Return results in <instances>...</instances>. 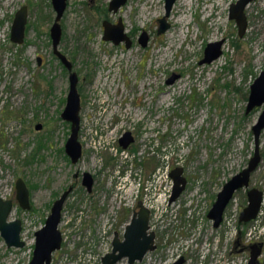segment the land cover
<instances>
[{
  "label": "rangeland",
  "instance_id": "1",
  "mask_svg": "<svg viewBox=\"0 0 264 264\" xmlns=\"http://www.w3.org/2000/svg\"><path fill=\"white\" fill-rule=\"evenodd\" d=\"M111 1L68 0L61 21L59 50L73 63L81 96L84 154L74 165L65 153L71 125L62 119L69 72L53 50L52 1L0 0V198L14 201L10 220L22 221L26 242L22 249L8 248L0 233V264H30L35 233L72 185L59 227L62 248L52 264H102L138 201L150 208L157 251L134 264H172L180 257L184 264H247L249 254L233 249V242L238 236L244 244L264 239V202L248 225L238 223L247 205L245 190L227 206L221 228H213L207 214L223 185L252 157L251 128L263 107L248 114L245 109L249 87L264 71V0L246 7L241 38L228 17L237 0H222L223 5L198 0L194 13L176 0L161 35L164 0H127L116 13L108 10ZM23 7L28 8L26 42L16 45L11 27ZM211 14L213 19L202 23ZM119 19L129 48L103 39V22L115 25ZM181 28L187 29L185 41L179 39ZM191 30L199 33L197 39L186 38ZM142 32L148 37L145 47L138 42ZM215 42H222L221 55L200 64L207 44ZM125 132L134 142L122 150L118 140ZM259 141L261 160L249 188L264 191V130ZM176 168L187 185L169 204L170 173ZM84 173L96 181L93 193L82 184ZM18 179L30 190V210L16 201ZM195 206L197 227L185 218L186 208Z\"/></svg>",
  "mask_w": 264,
  "mask_h": 264
},
{
  "label": "water",
  "instance_id": "2",
  "mask_svg": "<svg viewBox=\"0 0 264 264\" xmlns=\"http://www.w3.org/2000/svg\"><path fill=\"white\" fill-rule=\"evenodd\" d=\"M52 6L56 13V18L50 30L52 45L55 56L62 62L63 66L69 72V93L67 97L66 107L62 113V119L71 125L70 136L65 145V153L71 163L78 164L84 154L83 145L80 142L81 130V96L78 90L79 77L73 71V63L60 50L63 31L61 21L68 7V0H51ZM176 0H164L165 15L158 19L159 27L157 34L161 35L168 30L169 25L166 18L169 16L171 9ZM255 0H237L230 5L228 17L234 20L237 27V34L241 38L247 30V20L245 16L246 7ZM127 0H112L108 5V10L116 13L118 9L125 5ZM28 22V8L23 7L17 11L11 27V41L14 44L22 45L25 42ZM104 41L112 42L115 46L124 43L126 48L131 45L130 38L124 33V27L121 19L117 24H111L108 21L103 22ZM148 37L142 32L138 39L142 47L146 46ZM222 42L207 44L204 51V58L201 64L211 63L221 55ZM41 61V60H40ZM41 63V62H40ZM176 76H172L167 80L168 84H172ZM248 103L246 114L256 107L264 104V71L260 72L258 77L253 81L249 88ZM37 130H41L42 126H36ZM264 130V109L261 112L256 123L252 126L253 134V155L249 159L247 166L239 173L232 176L221 188L217 194L216 201L212 205L208 218L213 221V227L220 226L223 213L230 202L233 194L241 189L249 187L251 174L256 170L260 163L261 157L259 152V139L261 132ZM134 141L130 132H125L118 140L119 146L124 150ZM170 177L173 181L172 191L169 198V204L174 202L184 191L186 187V179L182 176V169L176 168L171 171ZM83 185L89 192L93 187V176L90 173L83 174ZM73 187L66 191L58 200H56L51 208L45 225L35 233L36 242L33 257L30 264H52L53 255L62 248V234L60 225L62 222V214L66 199ZM248 203L240 214V222L247 223L256 218L262 200V192L256 188H251L247 192ZM16 201L24 210L31 209L30 190L23 179L16 182ZM15 208L13 200H3L0 198V233L5 240L8 248L22 249L26 246V242L22 239L23 223L21 220H10L11 214ZM150 210L144 206L142 202H138L137 210L134 211L124 227L122 236L114 234L111 241V250L102 258V264H117L123 259L128 264L141 262L146 254L155 250V234L150 230ZM260 247L252 245L250 247V255L247 264H259ZM184 259L180 257L172 264H183Z\"/></svg>",
  "mask_w": 264,
  "mask_h": 264
},
{
  "label": "flooded vegetation",
  "instance_id": "3",
  "mask_svg": "<svg viewBox=\"0 0 264 264\" xmlns=\"http://www.w3.org/2000/svg\"><path fill=\"white\" fill-rule=\"evenodd\" d=\"M16 15V14H15ZM209 19H213V17H212V14L211 15H209V16H207V17H204L203 19H202V23H204L206 20H209ZM187 29H188V27H187ZM187 29H186V31H187ZM188 35V34H187ZM10 39H11V36H10ZM26 39V38H25ZM12 42V41H11ZM26 42V41H25ZM25 42H24V44H25ZM14 44V43H13ZM24 44H22V45H24ZM17 45V44H16ZM216 60V59H215ZM41 62V61H40ZM201 62V61H200ZM41 64V63H40ZM201 64V63H200ZM204 64H207V63H204ZM170 79V78H169ZM168 79V80H169ZM253 83V82H252ZM251 86V85H250ZM250 88V87H249ZM250 91V90H249ZM248 96H249V94H248ZM247 103H248V99H247ZM263 107V109H264V104L263 105H261L260 107H256V108H254L253 110H255V109H257V108H262ZM246 108H247V105H246ZM263 109H262V111H263ZM253 110H251V111H253ZM250 111V112H251ZM261 111V112H262ZM249 112V113H250ZM245 114H246V109H245ZM248 114V113H247ZM260 116V115H259ZM259 118V117H258ZM252 129V128H251ZM37 130V129H36ZM39 131V130H38ZM263 132V131H262ZM261 132V133H262ZM261 136V135H260ZM260 140V139H259ZM134 142V141H133ZM132 142V143H133ZM131 143V144H132ZM130 144V145H131ZM129 145V146H130ZM128 146V147H129ZM127 147V148H128ZM126 148V149H127ZM122 149V148H121ZM126 149H124V150H126ZM123 150V149H122ZM259 152H260V141H259ZM252 155H253V153H252ZM260 157H261V154H260ZM259 165V164H258ZM257 169V168H256ZM78 180H79V175L77 174V175H75V181H76V184H78L79 182H78ZM95 179H94V177H93V187H92V191L91 192H89L88 190V193H93V190H94V185H95ZM82 184H83V179H82ZM187 185V184H186ZM84 186V185H83ZM71 187H75V185H72V186H70V188ZM249 187H250V182H249ZM245 188V189H241V190H245V195H246V198H247V203H248V196H247V192L251 189V188ZM69 188V189H70ZM186 188V187H185ZM68 189V190H69ZM257 189V188H256ZM67 190V191H68ZM185 190V189H184ZM241 190H238V191H236L234 194H233V196H232V198H231V200H230V202L228 203V205L234 200V196L237 194V192H239V191H241ZM259 190V189H258ZM259 191H261V190H259ZM262 192V200H261V204H260V209H259V212H258V214H257V216H256V218L255 219H253V220H251V221H249V222H247V223H244V222H240V214H241V212H242V210L247 206H245L241 211H240V213H239V217H238V223L239 224H242V225H248V224H251V223H253V222H255L257 219H258V217H259V215H260V210H261V208H262V206H263V202H264V191H261ZM219 193V192H218ZM217 193V194H218ZM182 194V193H181ZM216 197H217V195H216ZM170 198V197H169ZM179 198V197H178ZM176 201V200H175ZM174 201V202H175ZM215 201H216V199H215ZM215 201H214V203H215ZM138 202H140V201H138ZM138 202H137V204H138ZM173 203V202H172ZM213 203V204H214ZM192 204V203H191ZM212 204V205H213ZM15 205V204H14ZM227 205V206H228ZM212 207V206H211ZM133 208L135 209L134 211H136L137 210V205L136 206H133ZM197 207L195 206L194 207V209H192V207H187L186 208V214H185V218H186V221L187 222H189V221H191V222H193L194 224H195V226L197 227V225L199 224V218H200V215L199 214H197L198 213V210L196 209ZM227 208V207H226ZM211 209V208H210ZM226 210V209H225ZM210 211V210H209ZM209 211H208V213H209ZM132 215V214H131ZM207 216H208V214H207ZM208 218V217H207ZM209 219V218H208ZM210 220V219H209ZM213 222V221H212ZM225 224V211H224V213H223V219H222V222H221V224H220V226L219 227H217V228H215V229H218V228H221L223 225ZM214 228V227H213ZM225 228V227H224ZM155 239H156V236H155ZM242 238H241V236H238L236 239H235V241L233 242V249H235V248H240V250L239 251H241V252H245V253H248L249 255H250V247L252 246V245H257V246H259L260 247V251H261V253H260V256H259V258H258V263L259 264H263V262H262V258H263V255H264V239L262 238V239H259V240H261V241H254V242H248L247 244H244L243 242H242ZM154 244H155V241H154ZM155 251H157V246H156V244H155V250L153 251V252H155ZM184 259V258H183ZM248 260H249V258H248ZM176 261V260H175ZM174 262V261H173ZM248 262V261H247ZM185 263V259H184V262H183V264Z\"/></svg>",
  "mask_w": 264,
  "mask_h": 264
},
{
  "label": "bare ground",
  "instance_id": "4",
  "mask_svg": "<svg viewBox=\"0 0 264 264\" xmlns=\"http://www.w3.org/2000/svg\"><path fill=\"white\" fill-rule=\"evenodd\" d=\"M198 2V0L196 1V0H184V5H186L187 6V8H188V11H190L191 13H194V3H197ZM222 4V0H217V2H216V5H221ZM223 5V4H222ZM211 7H212V5H211ZM211 7H206V9L205 10H210V8ZM147 12H148V10H147ZM220 14H218V16H219ZM144 18V17H143ZM183 21V18H180V20L178 21V23H180L181 25H184V22H182ZM188 24V23H187ZM190 26V25H189ZM183 27V26H182ZM184 28V27H183ZM183 28H181L180 29V35H179V39L181 40V39H183L184 37H185V33L187 32V31H185V29H183ZM188 30H189V28H188ZM185 31V32H184ZM189 32V34H188V36L186 37L187 39H188V37L190 36V34H191V36H192V40L193 39H197V37H198V35H199V33H197L196 31H188ZM173 38V37H172ZM174 39V38H173ZM192 52V51H191ZM114 80V79H113ZM103 105H105V104H103ZM106 107V106H105ZM107 113V112H106ZM162 201V200H161ZM159 202V201H158ZM149 208V207H148ZM150 209V208H149Z\"/></svg>",
  "mask_w": 264,
  "mask_h": 264
},
{
  "label": "built area",
  "instance_id": "5",
  "mask_svg": "<svg viewBox=\"0 0 264 264\" xmlns=\"http://www.w3.org/2000/svg\"><path fill=\"white\" fill-rule=\"evenodd\" d=\"M171 195V194H170Z\"/></svg>",
  "mask_w": 264,
  "mask_h": 264
}]
</instances>
